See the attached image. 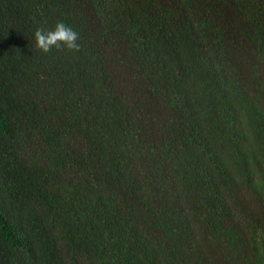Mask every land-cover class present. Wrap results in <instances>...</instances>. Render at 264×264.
<instances>
[{
  "label": "trees",
  "instance_id": "1",
  "mask_svg": "<svg viewBox=\"0 0 264 264\" xmlns=\"http://www.w3.org/2000/svg\"><path fill=\"white\" fill-rule=\"evenodd\" d=\"M0 264H264V0H0Z\"/></svg>",
  "mask_w": 264,
  "mask_h": 264
},
{
  "label": "clouds",
  "instance_id": "2",
  "mask_svg": "<svg viewBox=\"0 0 264 264\" xmlns=\"http://www.w3.org/2000/svg\"><path fill=\"white\" fill-rule=\"evenodd\" d=\"M32 41L33 47L42 55L54 50L75 52L81 47L80 33L64 20H58L49 27H35Z\"/></svg>",
  "mask_w": 264,
  "mask_h": 264
}]
</instances>
